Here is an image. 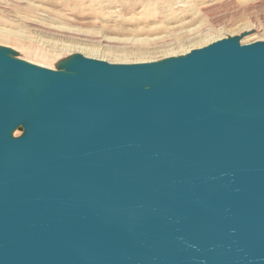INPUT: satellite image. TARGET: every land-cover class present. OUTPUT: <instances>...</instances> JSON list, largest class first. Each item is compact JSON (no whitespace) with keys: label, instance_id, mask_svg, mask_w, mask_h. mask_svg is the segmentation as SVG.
Here are the masks:
<instances>
[{"label":"water","instance_id":"1","mask_svg":"<svg viewBox=\"0 0 264 264\" xmlns=\"http://www.w3.org/2000/svg\"><path fill=\"white\" fill-rule=\"evenodd\" d=\"M241 36L55 69L0 45V264H264V41Z\"/></svg>","mask_w":264,"mask_h":264},{"label":"rangeland","instance_id":"2","mask_svg":"<svg viewBox=\"0 0 264 264\" xmlns=\"http://www.w3.org/2000/svg\"><path fill=\"white\" fill-rule=\"evenodd\" d=\"M234 35L264 41V0H0V45L52 69L73 53L147 62Z\"/></svg>","mask_w":264,"mask_h":264},{"label":"bare ground","instance_id":"3","mask_svg":"<svg viewBox=\"0 0 264 264\" xmlns=\"http://www.w3.org/2000/svg\"><path fill=\"white\" fill-rule=\"evenodd\" d=\"M39 64H40V65H43V66H46V65H44V64H41V63H38V65H39ZM48 67H49V66H48ZM52 67H53V66H52Z\"/></svg>","mask_w":264,"mask_h":264}]
</instances>
